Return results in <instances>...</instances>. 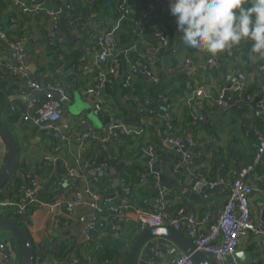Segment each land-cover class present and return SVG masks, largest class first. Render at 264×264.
I'll return each mask as SVG.
<instances>
[{
    "label": "crops",
    "instance_id": "obj_1",
    "mask_svg": "<svg viewBox=\"0 0 264 264\" xmlns=\"http://www.w3.org/2000/svg\"><path fill=\"white\" fill-rule=\"evenodd\" d=\"M21 1L31 9L39 3H42V8H44L41 13L24 12L19 8L17 12L24 14L27 19H22L20 14H18V20L12 19L14 26L18 29L17 32H25L23 42L28 47L25 59L28 70L29 67L35 66L36 72L40 73L42 78L40 83L36 80L40 87L38 90H44L45 86L55 84L58 80L62 83L63 91L69 90L68 94L72 93L76 81L80 89L86 93L87 90L90 92L98 87L95 84L97 70L94 66L99 64V55L104 46L102 42L94 44V40L97 33L104 35L115 31L114 16L108 15L106 11L109 5H102L101 9L90 14L93 19H87L86 25L94 30V34H91L88 31L79 32L74 28L72 16L78 10L73 6L66 12L63 9L70 0ZM169 5L170 0L124 2V12L131 10L139 21L145 19L154 6L161 8L157 15V24L166 31L167 35L163 34V36L172 40L165 44L162 37L157 35L158 30L154 31L152 27L143 23L140 28L141 33L139 31L136 33L132 47L126 48V54L134 53L141 58L140 61L135 60L136 62L132 63L138 69L144 68L143 62L148 63L149 69L144 68L146 72L142 69L143 72L140 71L144 75L149 73L151 79L144 76L145 81L142 82L138 77L134 78L132 82L134 95L125 96L126 100L122 99L125 112L118 107L114 109L108 105L107 99H104L103 88H99L97 105H108L111 109L113 108V116L118 117L117 122L115 121L109 128L110 133L102 134L105 129L102 131L91 129L92 133H86L84 117L71 114L65 120L64 115L70 104L62 105L61 122L71 127L70 143L63 151L56 152L59 139L57 134L25 123L22 120L23 112L17 121L3 120L18 141L19 178H36L38 189L50 182L54 186L52 190L54 195L51 196L54 202L38 203L30 214V221L27 225L28 233L37 248L39 264L48 263L53 257V249L63 243L74 251V255L78 254L83 259H89L93 256L96 246L105 245L112 238H120L126 244L125 250L129 253L134 240L142 233L139 231L136 211L138 209L156 211L157 206L154 200L156 201L158 194L162 191L166 193V203L172 214H177L179 209H183L184 214H195L198 217L208 216L209 222H214L228 198L229 192L224 186L209 187L208 193L205 190L194 193V198H196L194 200L187 198L182 191H188L200 179H204L206 185L222 178L229 180L234 170H240L251 164L257 148L256 129L264 127V115L256 116L251 103L244 99L243 94L234 92L232 87L240 81L237 74L242 72L245 75L243 81L245 90L252 94L260 91L263 80L258 74V69L263 63V58L253 59L251 57L250 43L242 42L239 46L216 56L186 47L181 40L176 17L171 14ZM46 9H63L60 29L55 40L64 54L59 55L61 63L55 69L48 66L50 59L45 56L47 46L44 37L49 28V20L44 15ZM8 10H12L10 6ZM20 21L23 25L20 23L19 28L18 22ZM5 31L2 30L3 39L6 38ZM13 38H17V35L14 34ZM74 52L82 55L79 57L80 61L87 59L88 65H81L78 69L76 67L77 58L71 55ZM0 58L8 60L10 56L7 51L0 49ZM187 59L191 62L186 63ZM210 59H213L215 63H209ZM67 66H70L68 69L70 74L79 75L78 80L61 76L60 71ZM132 66L134 65L130 67ZM222 66H226L227 72L232 75L230 79H227L224 72L215 71ZM85 72L87 74H84ZM110 72L115 74L116 78L119 77V72L115 68H111ZM154 76L164 79L175 78L174 92L157 103L152 100L151 106L155 108L156 114L144 115L138 109L140 98L137 92L147 90V85L150 86L155 82L153 81ZM45 79L48 80L46 84ZM29 82L25 80V86ZM34 91L35 89L32 88L31 94ZM199 91L202 93L198 94ZM222 91L225 92V98L219 105L217 95ZM25 92L30 91L27 89L22 93ZM42 97H39V100ZM9 99L23 103L25 108L31 102V100L26 102L13 100L11 96ZM20 107L16 108L20 110ZM167 114L173 120L175 134L178 137V143L174 144L179 145L187 141L194 147L193 151L187 148L180 158L182 161L187 153H191V162L180 173L181 179L174 175L176 169L163 172V167L166 166V169H169L166 161L157 160L155 162L157 156L162 157L171 151L168 144L163 142ZM104 117V114L100 116L101 119H105ZM148 146L152 147V152L143 153L142 148ZM6 155V142L0 135V170L5 163ZM220 156L224 157L223 162L219 161ZM115 157L117 159H114ZM147 157L149 158L146 159ZM101 158H108L110 163L108 168L103 170L104 175L98 176L90 168L93 167L94 171H97L92 160ZM226 161L228 172L225 169ZM124 169L125 173H123ZM69 170L74 171L73 178L69 177ZM129 170L136 173L137 180L130 182L131 193L124 197L123 201L130 204L132 211L120 224V231H104L98 233L92 240H87L86 224L80 218L89 216L93 212L90 198L85 196L84 203L73 207L71 211L66 210L65 204L72 201L76 193L87 186H91L94 191L103 195L112 188L118 189L116 180L120 179L119 187L121 188ZM132 172L128 173L130 177ZM252 173L254 172L248 175V180L255 187V192L251 197V223L241 236L238 248L231 257L232 262L236 264H264V174L258 175L257 173L252 177ZM58 174L59 179H53ZM10 188L13 197H17L20 193L22 204H15L22 211L28 212L27 204L35 197L29 199L23 195L24 185L19 188L18 192L15 191L12 183ZM13 208L15 207L11 206L3 210L10 213ZM180 232L186 236V229ZM0 240L8 244L11 253L9 262H3L0 259V264H21L23 252L19 240L12 233L2 229H0ZM155 240L163 246L166 252L169 248H176L179 253H183L166 239L156 238ZM160 259L161 256L155 257V260ZM70 264H76V261L73 259Z\"/></svg>",
    "mask_w": 264,
    "mask_h": 264
},
{
    "label": "built area",
    "instance_id": "obj_2",
    "mask_svg": "<svg viewBox=\"0 0 264 264\" xmlns=\"http://www.w3.org/2000/svg\"><path fill=\"white\" fill-rule=\"evenodd\" d=\"M34 1V0H32ZM127 2L134 0H125ZM14 6L19 7L24 12H30L32 9L26 6L21 0H11ZM43 4L39 3L36 5L35 10H44ZM71 4L66 5V9H70ZM46 14L52 20L53 28L49 32L47 38L53 43L56 39L57 33L60 29V18L63 13V9L60 10H45ZM114 31L106 34L101 40L103 43V49L99 55V62L106 61L112 56V50L109 46L114 45ZM158 36L162 37L165 44L169 41L163 36L162 32L157 33ZM2 29L0 26V37L3 38ZM11 48L16 52V62L19 66L13 65L12 63L7 66L12 70L13 73H18L23 68L24 76L29 80L28 66L25 64L26 48L23 41H18L11 45ZM191 60L187 59L186 63H190ZM209 63H215L213 59L209 60ZM3 64V59L0 58V65ZM21 66V68H20ZM144 68L147 70L146 66ZM137 70V68H133ZM139 70V69H138ZM113 72V70H112ZM149 74V73H148ZM258 74L262 78L263 83L260 86V95L255 96L254 94L247 92L244 86L245 75L238 73L237 77L240 80L233 87L232 90L239 94H243L244 99L251 103L256 116L264 115V58L263 63L259 65ZM232 77L231 74L227 75V79ZM107 79L106 74L101 73L99 76L100 87L104 86ZM154 81H158L154 78ZM30 81V80H29ZM29 94H31L33 84L30 81L26 86ZM46 88H57L55 84H49ZM64 97H67L63 88H59ZM199 91L198 94H201ZM48 99L41 106L36 107V103L39 102V98L33 97L30 104L25 108L22 114V120L30 125L41 127L45 130L54 129L58 134V144L56 145V152L63 151L66 146L70 143V125L61 122L63 117V108L61 101L54 100L50 96H46ZM225 98V92H221L217 95V103L220 105L223 103ZM13 111L17 110L15 106H12ZM101 109V104L97 105V113ZM141 112L143 110H140ZM150 114H156L155 111L150 110ZM166 122V133L163 138L164 143H178V137L175 134L174 124L171 116L168 114L165 116ZM104 133L105 130L102 131ZM257 135V148L250 165L240 169L234 170L229 180L224 178L218 181H212L207 183L211 188L216 186H224L229 194L228 198L223 206L222 211L214 222H209L208 216L198 217L195 214H184L183 209H179L177 214H172L169 211L166 203V193L164 191L158 194L156 199V211H142L137 210L138 214V226L139 231L143 232L151 227L155 226H169L176 230L186 229V236L195 244L196 249L201 252L212 264H236L233 263L231 257L236 251L239 245V240L244 235L249 224L251 223V197L255 192V187L248 180V175L255 170L257 166L264 165V127L256 129ZM143 153L152 152V147L142 148ZM109 166L108 162H103L96 167L97 171L106 170ZM70 178L75 176L73 170L68 171ZM202 183H206L204 179H200ZM98 182V180H95ZM38 189V182L33 181L32 187L25 188L26 198H33ZM131 185H126L122 190L114 191L111 195L102 198L91 186H87L84 190L76 193L75 198L65 204L66 210L71 211L73 207L81 205L85 201V196L90 198V204L93 212L89 216H82L80 220L86 224L87 240H92L98 233L101 232H118L119 226L126 220L128 213L132 211L130 204L123 201V198L131 193ZM116 201H119L116 203ZM123 201V202H122ZM147 202V201H146ZM10 205L9 201H0V207L7 208ZM24 207V206H22ZM109 211L110 213L116 214V221L108 223L106 219L101 215L102 212ZM8 213V212H7ZM33 221V220H31ZM207 222V223H206ZM99 246L95 247V250ZM10 250L8 244L0 240V259L3 262H9ZM76 261V260H75ZM73 263V262H72ZM78 262L76 261V264ZM46 264H66V262H59L58 260H50ZM175 264H195L189 255L181 253L176 259Z\"/></svg>",
    "mask_w": 264,
    "mask_h": 264
},
{
    "label": "trees",
    "instance_id": "obj_3",
    "mask_svg": "<svg viewBox=\"0 0 264 264\" xmlns=\"http://www.w3.org/2000/svg\"><path fill=\"white\" fill-rule=\"evenodd\" d=\"M135 1H142L145 2L147 0H135ZM124 2L125 0H70L67 4H71V6L75 7L78 12L72 16V24L74 25V28L78 30L79 32L88 31L91 34H94V30L86 25L87 19H93L90 17L91 13H95L98 9H101L102 5L108 4V8H106V11H108V15L114 16L116 25H115V31H114V45L109 46V48L112 50V56H110L106 61L99 62V64L95 65L94 68L97 70L96 74V80L95 84L99 86L100 88V81L99 76L101 73L106 74L107 79L104 83L103 91L104 99H107V104L115 108H120L123 112H125V105L122 102V99H125V96H133V80L135 77H138L140 81H145L144 74H142L141 71L138 70V67L135 64V60H141L136 54L134 53H125L126 48H131L134 44V38L136 33L139 31L141 33L140 28L143 26V23L148 25L149 27H152L154 31L162 32L164 35H167L164 28H162L161 25L158 26V17L161 8L158 6H154L152 10L150 11L149 15L146 16L145 19H142L139 21V19L132 14L131 10L128 12H124ZM132 2V1H130ZM133 4V3H132ZM12 10H8V8ZM66 11L69 9L63 8ZM4 11H7L4 13ZM19 7H15L11 0H0V26L2 30H6V38L0 37V49H4L8 52V56L10 58L3 59V64L0 65V119L6 120V121H17L21 117V113L25 110V106L23 103H17L16 101H10L9 97L21 94L22 92L27 90V87L24 84L25 80H28L26 76H24L23 68H21V71L18 73H13L12 70L7 66V64L12 63L13 65L19 66L18 62H16V52L11 48L12 43H16L18 41H23L25 37V32H17L18 29L14 26L12 19L18 20V13ZM32 11H35L36 13H41V10H35L32 9L29 13ZM24 19V14H20ZM47 16V19L49 20V28L45 32V45L47 46V50L45 53L46 58L50 59L48 66L51 69L58 68L60 66L61 60L59 59L60 54H64V52L59 49L58 43L56 40L51 43L49 38H47L49 32L53 28V23L50 17L47 14H44ZM27 19V17L25 18ZM20 23L23 25V23L20 21L18 22V27L20 28ZM61 24V20L60 23ZM24 27V26H23ZM17 35V38H13V35ZM106 36V34L97 33L95 36L94 44H99L101 40ZM168 39V37H167ZM171 38L168 39L169 42H171ZM26 50L28 52L27 44H25ZM76 59V67L79 69V67L87 66L88 61L85 59L84 61H80L79 53L74 52L73 54ZM26 59V58H25ZM51 59L53 60L51 62ZM116 59V60H115ZM131 60V61H130ZM82 62V64H81ZM75 63V62H74ZM130 63V64H129ZM26 64V62H25ZM143 64L146 66L147 69H149V65L147 62H143ZM131 65H134L130 67ZM26 66H28L26 64ZM137 68V70H133V68ZM111 68H115L119 72V77H115V74H112L110 72ZM227 67L222 66L219 69H216L215 71H222L224 72L225 76L229 75L230 73L227 72ZM242 73V72H240ZM244 74V73H242ZM33 77L37 80V82H41L42 78L40 76V73L35 72L33 74ZM151 77V76H150ZM158 81L152 83L150 86L147 85V90L144 92H137V96L139 95L140 101H139V108L140 110H143L142 113L144 115H150V110L155 111V108L153 105L151 106V101L154 100L156 103L159 102L162 98H165L169 95H171L174 90V82L175 78L169 77V78H162V77H156ZM154 81V80H153ZM38 83V84H39ZM48 83V80L45 79V84ZM244 83V82H243ZM184 87V86H182ZM69 93V90H67ZM66 92V94H68ZM26 93V92H25ZM255 96L260 95V91H257ZM48 97L44 96L40 99L39 102L36 103V107L41 106L44 102H46ZM127 99V98H126ZM125 99V100H126ZM102 105V104H101ZM20 107V110L17 109L16 111H12L11 107ZM112 108V109H113ZM113 111V110H112ZM156 112V111H155ZM99 116H103V112L99 111ZM117 117V116H116ZM118 118V117H117ZM261 124V122L259 123ZM105 137V135H104ZM254 157V155H253ZM147 157L146 159H148ZM114 159H117L116 157ZM220 162H223L225 159L223 156L218 157ZM94 161V167L99 166L103 162L110 163V160L108 158H101V159H93ZM226 171L228 172V166L226 161ZM232 171V169L230 170ZM129 172H132V170H129ZM252 173V177L257 175L264 174V165L257 167ZM125 173V169L123 171ZM126 173L125 181L121 187V190L126 185H130V182H135L137 179L136 173L132 172L131 177L129 174ZM250 175V176H251ZM59 174L53 177V179L58 180ZM232 176V173L230 175V178ZM100 180V179H99ZM36 181V178L34 177H26L25 179L19 178L18 172L17 174L8 181V183L0 189V201H9L10 205L8 207H15L13 208V211L10 213L5 212L0 207V214L6 215L8 217L13 218L20 226H22L26 231L27 225L30 221V214L36 207L38 203H53V199L51 196L54 195L52 192L54 186L50 183H47L45 185H42L39 189H37L38 192H36L35 198L30 201L27 204L28 212H24L21 210L20 207H18L21 203V197L20 193L17 197H13L12 189L10 188V184H14L15 191L18 192L19 188H21L23 185L25 188L32 187V182ZM49 184V185H48ZM25 188H24V194L25 195ZM118 189L112 188L110 191L105 192L103 195L98 193L102 198H105L109 195H111L114 191H117ZM14 191V190H13ZM49 191V193H47ZM22 192V191H21ZM26 197V195H25ZM17 203L18 205H16ZM101 215L106 219L108 223H112L116 221V214L110 213L109 211L102 212ZM120 231V226L119 230ZM126 244L123 240L114 239L102 246H99L97 250L94 251V254L89 259H83L78 254H73L74 251L71 248L67 247V244L63 243L61 245H58L56 248L53 249L52 252V260H58L59 262H66V264H70L71 261L74 259L78 263L77 264H126L127 256H128V250H125ZM37 251V248H36ZM37 254V252H36Z\"/></svg>",
    "mask_w": 264,
    "mask_h": 264
},
{
    "label": "water",
    "instance_id": "obj_4",
    "mask_svg": "<svg viewBox=\"0 0 264 264\" xmlns=\"http://www.w3.org/2000/svg\"><path fill=\"white\" fill-rule=\"evenodd\" d=\"M70 66L62 69L60 73L63 78L72 77L76 80L79 79V75L68 72ZM142 70H146L141 67ZM140 69V70H141ZM141 70V71H142ZM36 72V67H29V80L32 82L35 89L33 94L21 93L11 96L13 100H23L30 101L33 97L39 98L42 96H50L54 100L61 101L63 105L68 106L69 109L65 113L64 118L67 120L69 115H77L78 117L83 116L85 119L84 130L87 133H92L93 131H102L106 130V133H110L109 128L115 121L117 122L118 118L113 116L112 109L108 105H101V111L105 115V119H101L97 113V93L99 91V86L95 87L93 91L87 93L82 91L77 85L72 89L71 94H67V97H64L63 92L59 89L62 88V83L58 80L56 82L57 88H44L40 89L36 79L33 77V74ZM143 72V71H142ZM84 74H87L85 72ZM146 78L151 79L148 74L144 75ZM97 86V85H96ZM82 91V93H81ZM86 93V94H85ZM163 113V112H162ZM64 120V121H65ZM92 129V130H91ZM47 132L57 134L54 129H49ZM0 135L6 142L7 146V155L3 167L0 170V189L3 188L9 180H11L18 172L19 169V145L14 133L10 128L5 124V122L0 119ZM58 136V134H57ZM171 151L166 155L160 157L157 156L156 160L166 161L169 164V169L167 170L166 166L162 168L163 172H170L171 169H176L174 175L181 179L180 173L191 162V153H187L185 158L180 161L183 153L186 152V149L194 150V147L191 146L187 141L181 142L179 145L174 143H167ZM154 162V163H155ZM93 170V173L98 176L104 175V171H94L93 167L90 168ZM118 190H121L119 187L120 179L116 180ZM205 190L209 192V186L197 180L196 184L191 187L188 191H182V194L187 198L194 200V193ZM156 204V201L154 200ZM0 229L6 230L12 233L20 242L22 247V260L21 264H39L37 262L36 246L33 244L32 239L28 231H26L22 226H20L13 218L6 215L0 214ZM156 238H163L172 242L180 251L184 254L189 255L192 261L195 264H211V262L196 249L195 244L179 230H176L169 226H155L143 231L133 242L127 257L126 264H175L176 259L181 254L176 248H169L167 252L163 250V246L156 242ZM235 254V253H234ZM156 256H161L160 260H155Z\"/></svg>",
    "mask_w": 264,
    "mask_h": 264
},
{
    "label": "clouds",
    "instance_id": "obj_5",
    "mask_svg": "<svg viewBox=\"0 0 264 264\" xmlns=\"http://www.w3.org/2000/svg\"><path fill=\"white\" fill-rule=\"evenodd\" d=\"M181 40L216 56L250 43L251 57L264 58V0H170Z\"/></svg>",
    "mask_w": 264,
    "mask_h": 264
},
{
    "label": "rangeland",
    "instance_id": "obj_6",
    "mask_svg": "<svg viewBox=\"0 0 264 264\" xmlns=\"http://www.w3.org/2000/svg\"><path fill=\"white\" fill-rule=\"evenodd\" d=\"M139 71H140V68H139Z\"/></svg>",
    "mask_w": 264,
    "mask_h": 264
}]
</instances>
